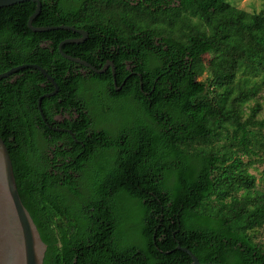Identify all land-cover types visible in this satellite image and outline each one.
<instances>
[{
	"label": "trees",
	"instance_id": "trees-1",
	"mask_svg": "<svg viewBox=\"0 0 264 264\" xmlns=\"http://www.w3.org/2000/svg\"><path fill=\"white\" fill-rule=\"evenodd\" d=\"M64 1L40 0L32 25L112 21L119 39L134 45L155 33L165 48L154 60L132 61L142 90L139 77H131L119 93L97 86L91 101L75 99L99 111L96 118L80 116L92 138L71 127L87 144L75 163L81 147L49 130L37 107L38 96L53 89L50 81L32 67L0 79V137L19 197L46 245L43 264H190L177 243L201 262L264 264V175L250 171L264 163V7ZM34 9L32 1L0 8V73L23 63L45 69L60 90L41 100L50 122L52 104L75 98L80 78L72 75L76 64L57 51L66 31L27 27ZM45 39L54 44L43 47ZM206 53L209 62L202 60ZM113 63L119 84L125 64ZM58 141L72 145L67 169L32 168L30 151L46 160L55 146L61 155ZM129 230L137 233L131 243Z\"/></svg>",
	"mask_w": 264,
	"mask_h": 264
},
{
	"label": "flooded vegetation",
	"instance_id": "flooded-vegetation-1",
	"mask_svg": "<svg viewBox=\"0 0 264 264\" xmlns=\"http://www.w3.org/2000/svg\"><path fill=\"white\" fill-rule=\"evenodd\" d=\"M127 1L134 4L142 2L145 5H149V3L152 2V3H156L158 6L159 5L165 6V4L173 6L176 0H127ZM64 2L73 3L75 2V0H65ZM109 9L112 14V3ZM115 24L116 23L112 21H96V22L94 21L91 23L79 24V25L59 24V25L68 26L69 28L67 29L57 28L66 31L65 32L66 35L63 34L62 35L63 37L60 38V40L57 43L58 53L61 55L58 49V46H60L61 50L62 48H64L66 51H70L75 55H71L70 53H65V54L79 58L80 60H84L89 64V66H87L74 62L76 66L72 70V75H75L80 78L79 87L77 88L78 91L76 92V97L75 98L71 97L68 100L65 98L61 100L59 98L58 99V103L60 104L59 107H57L54 104H52L51 106L50 122H48L46 118L45 121L42 119V121L49 130L62 133L64 140H66L69 144H71V142L77 144L75 148L81 147L79 153L75 156V159H73L72 163H75L77 159L79 158L82 159L84 157V150L87 148V144L75 138L74 131L71 130V127L73 126L75 130H81V133L85 132V137H86L85 140H88V138H92L91 136L94 131L91 126H86L85 122H83L82 119H80V116L88 115L91 118L92 117L96 118L99 115V111H94L93 106L89 105L91 103L85 104L83 102L81 104V103H77V101L76 103H74L75 99L81 100L80 102L84 101L85 99H87V101H91L97 86H100V88L103 90L104 93L105 90H107L109 94H112V89L116 93H119L123 89L125 82L131 77H139V88L140 90H142V74L139 71L134 70L135 65L132 64V61H145L146 59L154 60L157 58V55L165 48L163 46L161 37L156 35L155 33H153L150 38L140 39L134 45H132V43H130L128 39L127 41L125 38L119 39L116 30L114 29L112 30V26H115ZM51 26H55V25H51ZM57 29H51V30H57ZM138 34L140 37L143 36L141 31H139ZM55 35L59 36L60 34H55ZM40 44L43 47H48L54 44V42L50 39H45ZM50 51L53 52V48H51ZM114 60H120L122 63L125 64L126 73L119 82V84L117 83L115 78L116 67L114 66L113 63ZM104 66L105 68L103 72H95L92 69L95 68L99 70ZM108 74L111 75V80L106 79L102 81L100 79L101 77L98 78V76L107 77ZM70 75H71L70 72L67 70L65 75L63 76L68 77ZM16 77L18 76L14 75L11 81L15 80ZM52 86H53L52 90L45 91L41 95L53 91L54 85L52 84ZM116 88L119 89L116 90ZM59 91H60L59 87L57 86V90L54 94L44 98H50L56 95L57 93L59 94L60 93ZM84 106L86 108H84ZM54 129H59V130H54ZM96 131L98 130L96 129ZM40 142H41L40 148L44 146V143H47L46 140H42V139L40 140ZM56 144L58 146H61L62 142L58 141ZM50 148L51 149L48 150L49 157L46 160L43 158L42 155L39 154V152L36 153L30 151L29 161L31 162L32 168L34 167L35 169H51L54 171L53 172L54 174L58 169L61 170L67 169L68 156H69L68 151H70L69 148H72V145H70L69 147L63 146L64 151L60 152L61 155L55 153L54 151L55 146H51ZM80 163L84 164L83 162ZM65 189L67 190V188Z\"/></svg>",
	"mask_w": 264,
	"mask_h": 264
},
{
	"label": "water",
	"instance_id": "water-1",
	"mask_svg": "<svg viewBox=\"0 0 264 264\" xmlns=\"http://www.w3.org/2000/svg\"><path fill=\"white\" fill-rule=\"evenodd\" d=\"M24 1H32L35 3V9L27 19V27L33 32H45L51 29L69 28L64 25L33 26L32 21L39 15L41 10L40 0H0V8ZM58 49L64 58L75 63L89 66V64L84 60H80L79 58L62 52L60 46H58ZM26 67H32L39 70L54 85L53 91L40 95L37 99L39 113L45 121V117L40 106L41 99L54 94L57 90L55 81L45 71V69L37 64L23 63L1 72L0 79L6 78L11 74L16 73L18 70ZM104 68L105 66L99 70L95 68L92 69L95 72H103ZM118 89L119 88H116V90ZM7 236H13L14 244L5 240ZM176 247L190 256V264H222L210 261L201 262L188 248L181 246L179 243H177ZM45 248L46 245L42 241L34 221L19 197L9 152L3 139L0 137V264H43Z\"/></svg>",
	"mask_w": 264,
	"mask_h": 264
},
{
	"label": "rangeland",
	"instance_id": "rangeland-1",
	"mask_svg": "<svg viewBox=\"0 0 264 264\" xmlns=\"http://www.w3.org/2000/svg\"><path fill=\"white\" fill-rule=\"evenodd\" d=\"M229 2L231 4L237 6L238 8H242V9H245L247 11H258L264 7V0H229ZM202 60L204 62H209L211 60V56L206 53L202 56ZM204 76H205V74H203L198 79H202ZM259 95L261 96L259 98V101H260L261 106H262V110L259 114V117H264V90L261 91L259 93ZM250 171L255 173L257 177L264 175V163H256L255 167L251 168ZM128 207H129L131 213L133 214L132 220L134 222L137 218V211L131 204H129ZM127 237L129 239V243H131L134 239H137L136 231L129 230Z\"/></svg>",
	"mask_w": 264,
	"mask_h": 264
},
{
	"label": "bare ground",
	"instance_id": "bare-ground-1",
	"mask_svg": "<svg viewBox=\"0 0 264 264\" xmlns=\"http://www.w3.org/2000/svg\"><path fill=\"white\" fill-rule=\"evenodd\" d=\"M5 240H7L8 242H10L11 244H14V238H13V236H7L6 238H5ZM17 256V255H16Z\"/></svg>",
	"mask_w": 264,
	"mask_h": 264
}]
</instances>
